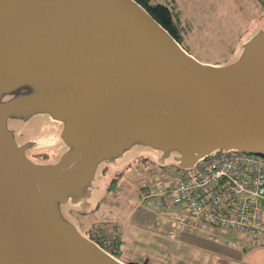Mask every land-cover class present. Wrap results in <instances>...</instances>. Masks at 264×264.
<instances>
[{"label": "water", "instance_id": "obj_1", "mask_svg": "<svg viewBox=\"0 0 264 264\" xmlns=\"http://www.w3.org/2000/svg\"><path fill=\"white\" fill-rule=\"evenodd\" d=\"M233 151L264 156V17L207 63L136 0H0V264H133L73 213L107 166Z\"/></svg>", "mask_w": 264, "mask_h": 264}, {"label": "rangeland", "instance_id": "obj_2", "mask_svg": "<svg viewBox=\"0 0 264 264\" xmlns=\"http://www.w3.org/2000/svg\"><path fill=\"white\" fill-rule=\"evenodd\" d=\"M154 1L168 4L172 7L175 6L179 29L182 35V45L199 60L207 63H222L226 61L243 36L259 22V19L264 17L263 8L257 7L254 0ZM33 156L35 158H49V156L38 152L33 154ZM146 161L151 163L148 164ZM133 166H136V169H133ZM137 166H139L138 169ZM143 167H146V170H144ZM173 170L174 169L169 171V167H159L154 164V160L151 157H141L133 162L132 166L124 169L122 180L120 182L116 180L112 183V187L111 189L109 188L106 198L93 212L88 214L74 213L80 215L83 227H89L92 223L99 221H92L91 218L108 215V212L112 211L113 207L116 208L119 205L117 202L125 195L124 205L121 204L120 210H116L121 216L122 214L120 211L125 213L127 217L125 220L127 226H134L132 227L133 233L124 234V241L126 245H128L126 250H133V257H137L140 252L142 253L141 256L144 257L143 263L149 259V257L146 256H150L152 263L157 262L158 264H165L164 260L167 258V255L171 258L175 257L177 261V255H179L178 249H181L184 250L183 253H185L186 256L191 258V260L186 261L185 264H195V256L193 258L191 253L185 249L187 246L179 245V247L175 248L174 244L176 241L174 238L171 239V237H168V231L164 234L163 238H156L157 240L153 242L150 241V239H152L150 231H142V227H160L161 222L158 219L161 215L165 214V208L168 209L161 200L159 190L156 189L158 186L153 184L151 180L157 179V182H161L164 179L163 173L169 171L168 175H171ZM115 173L114 169L108 168L105 174L106 179L110 182V180L115 178ZM131 176L136 178V180H134V178L128 179V177ZM169 177L170 176H168L167 179ZM123 178L127 180L126 183H123ZM141 180H146L151 184L150 186L152 188H147V194L146 192L141 194L140 191H138ZM125 190H127V194L123 193ZM117 194H119V197ZM178 206L179 205H172L170 210H167L169 211L168 214L171 210L175 213L176 210L179 209ZM117 218L120 219V216L118 215ZM89 220L91 221L89 222ZM122 226H124V224ZM161 241L165 242V244L157 247L156 245ZM219 242L220 240L211 239L209 234L189 233L187 240L183 243L196 248L191 249L193 251L198 248H207L210 250L220 248L228 252L229 248L231 249L232 247ZM122 247L123 243H121V249ZM160 249L166 252H161ZM118 256L126 262H132L122 253H119ZM206 257L207 254L204 252L200 253L196 259L203 263ZM132 263L137 264L135 262ZM176 264H181V262L178 261Z\"/></svg>", "mask_w": 264, "mask_h": 264}, {"label": "built area", "instance_id": "obj_3", "mask_svg": "<svg viewBox=\"0 0 264 264\" xmlns=\"http://www.w3.org/2000/svg\"><path fill=\"white\" fill-rule=\"evenodd\" d=\"M173 169L161 182L151 181L159 189L161 185L159 195L167 208H182L174 214L178 226L195 229L205 224L241 238H264V156L219 152L190 170ZM84 234L113 255L121 251V239L107 226L92 223Z\"/></svg>", "mask_w": 264, "mask_h": 264}, {"label": "crops", "instance_id": "obj_4", "mask_svg": "<svg viewBox=\"0 0 264 264\" xmlns=\"http://www.w3.org/2000/svg\"><path fill=\"white\" fill-rule=\"evenodd\" d=\"M146 163L150 164L151 162L146 161ZM138 167L139 166H137V169ZM133 169H136V166H134ZM143 169L146 170V167H143ZM122 173H124V171H122L121 173L116 172L114 174L115 178L111 181V183L116 180L120 182L122 180ZM132 176L128 177V179H131V178L133 179L134 177ZM134 180H136V178H134ZM126 182L127 180L123 178V183H126ZM159 187L160 189L158 190H162L161 185ZM138 191H140L141 194H143V192H146L147 194V189H142L141 182H140V187L138 188ZM123 193L127 194V190L123 191ZM117 196L119 197V194H117ZM124 197H122L120 201L117 202V204L119 205L116 208L113 207V210L108 212V215L91 218V220L92 221L99 220L98 223L103 222L105 223V225L110 226L111 232L117 234L120 237V239H122L121 241L123 243V247L121 249V253L125 255V257L129 259V261L142 264L144 261V257L141 256L142 253L139 252L137 257H133L132 256L133 250L131 251L126 250L128 245H126L124 241V234L133 233L132 227L134 226L132 225L127 226L126 221H125L127 217L125 216V213L120 211V213L123 216L122 217L119 214V212H117L116 210V209L120 210L121 204L124 205V200H125ZM171 207L172 205L168 209L165 208V211H164L165 214L159 217L158 220H160L161 222L160 227L159 226L154 227V228L142 227V231L148 230V232L150 231V233L152 234L151 236L152 239H150V241L153 242L157 240L158 238H163L164 234L168 231L169 232L168 237H171V239L174 238V240L176 241V243L174 244L175 248L179 247V245L187 246V248L185 249H187L191 253L193 258L195 256V259H194L195 264H264V238L257 239V240L247 238V237L241 238L235 233L221 232L219 229L211 228L210 226H207L205 224H201V227H197L195 229H191L188 227H180L175 222V219H174L175 213L171 210V212L168 214L169 211L167 210H170ZM178 207L179 209L176 210V212H179V211L181 212L182 208L180 206ZM118 215L120 216V219L117 218ZM91 220H89V222ZM123 224L124 226H122ZM189 233L191 234L200 233V234H206V235L209 234V237L211 239L220 240L219 243H223L226 246H232V247L231 249L229 248L228 252L220 248H214L211 250L207 248L206 249L198 248L197 250L193 251L191 249H196V248L190 247L183 243L187 240ZM158 243L159 244L156 245L157 247H160V245L165 244V242H162V241ZM161 248H164V247H161ZM160 251L166 252V251H163L162 249H160ZM183 251L184 250L178 249L179 255H177L178 257L177 261L175 257L171 258L167 255V258L164 260L165 264H176V262L178 261H180L181 264H185L186 261L191 260V258H189L188 256H186L185 253H183ZM161 252H157V253H161ZM204 252H206L207 257H206V260L203 263H201L198 261V259H196V257L199 256L200 253H204ZM146 257H149V259H147L145 263L143 264H158L157 262L152 263V259L150 256H146Z\"/></svg>", "mask_w": 264, "mask_h": 264}, {"label": "trees", "instance_id": "obj_5", "mask_svg": "<svg viewBox=\"0 0 264 264\" xmlns=\"http://www.w3.org/2000/svg\"><path fill=\"white\" fill-rule=\"evenodd\" d=\"M136 1H138L142 6H144L148 10V12L174 37H176L179 41H181L182 35L179 29V22L177 19V12L175 10V6L172 7L169 6L168 4L155 2L154 0H136ZM254 1L257 7H261L264 10V0H254ZM261 19H259V21ZM142 189H146V188L142 187ZM100 224L104 226L102 223Z\"/></svg>", "mask_w": 264, "mask_h": 264}, {"label": "flooded vegetation", "instance_id": "obj_6", "mask_svg": "<svg viewBox=\"0 0 264 264\" xmlns=\"http://www.w3.org/2000/svg\"><path fill=\"white\" fill-rule=\"evenodd\" d=\"M108 168H109V167H108ZM108 168H107V169H108ZM107 169H106V171H107ZM114 171H115V170H114ZM115 172H117V171H115ZM74 214H76V213H74ZM76 215H77V214H76ZM77 216H79V217H80V215H77Z\"/></svg>", "mask_w": 264, "mask_h": 264}]
</instances>
